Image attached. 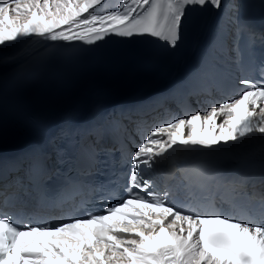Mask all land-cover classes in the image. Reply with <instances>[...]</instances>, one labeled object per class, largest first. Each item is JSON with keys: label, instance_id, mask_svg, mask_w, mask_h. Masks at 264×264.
<instances>
[{"label": "snow or ice", "instance_id": "1", "mask_svg": "<svg viewBox=\"0 0 264 264\" xmlns=\"http://www.w3.org/2000/svg\"><path fill=\"white\" fill-rule=\"evenodd\" d=\"M206 6L219 10L224 2L120 0L118 10L101 11L102 0H0V46L32 37L94 44L115 34L149 35L175 48L187 9ZM218 40L214 34L209 53ZM240 83L245 88L238 98L211 107L204 115L196 112L164 121L150 131L137 123L141 142L124 160L131 165L124 188L127 198L116 206L100 214L70 216L56 226H18L0 213V264H264V226L215 212L201 215L180 210L170 204L167 193L153 191L152 181L144 178V172L173 146L214 151L253 132L264 136V84L246 79ZM136 111L114 117L107 128L98 130V137L111 135L126 149L121 122L133 121ZM220 117L226 119L217 125L218 134L202 138L204 124L215 125ZM25 161L29 171L38 170L43 156L35 151L17 163L23 166ZM111 196L108 192L100 198Z\"/></svg>", "mask_w": 264, "mask_h": 264}, {"label": "bare ground", "instance_id": "2", "mask_svg": "<svg viewBox=\"0 0 264 264\" xmlns=\"http://www.w3.org/2000/svg\"><path fill=\"white\" fill-rule=\"evenodd\" d=\"M224 7L217 10L211 6L206 7H190L187 9V12L194 16L198 24L201 25V32L207 33V31H213L215 28L218 31H226L229 29L230 16L232 13L233 7L237 6V0H223ZM120 0H102V9L101 11H115L118 10V5ZM219 26V28H218ZM58 42H80V40H56L53 41L48 37H32L26 40L21 41L20 43L7 42V46H0V59L2 57H8L9 59L0 63V72L9 71L15 64H19L23 60L29 58L30 55L39 52L43 47L49 46V44L58 43ZM66 56H75V52L71 50H62L58 57L55 59V64L57 67L62 65L64 58ZM97 69L101 67L97 66ZM65 70V77L78 81L80 77V70L77 66H73L70 69ZM116 72L119 74L115 82L117 84L124 83L129 78H132L134 81H138L141 76H131L128 74L129 71L121 70L119 67H115ZM75 71V72H74ZM96 72V71H95ZM17 106H20L19 102H13L11 105L3 106V110H7L11 113H14V110ZM221 119L217 125L221 124L223 120ZM217 125L208 124L204 125V133L202 138L211 137L218 134L219 128ZM220 146H228L233 150L239 152H247L249 155L258 156L264 159V136L258 132H253L250 136L244 137L239 141H230L227 144H221ZM177 232H179V227H176Z\"/></svg>", "mask_w": 264, "mask_h": 264}]
</instances>
